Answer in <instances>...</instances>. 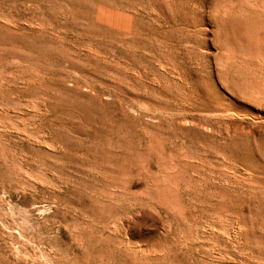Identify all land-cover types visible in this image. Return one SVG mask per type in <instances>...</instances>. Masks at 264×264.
<instances>
[{
    "label": "rangeland",
    "instance_id": "374dc122",
    "mask_svg": "<svg viewBox=\"0 0 264 264\" xmlns=\"http://www.w3.org/2000/svg\"><path fill=\"white\" fill-rule=\"evenodd\" d=\"M0 264H264V0H0Z\"/></svg>",
    "mask_w": 264,
    "mask_h": 264
}]
</instances>
